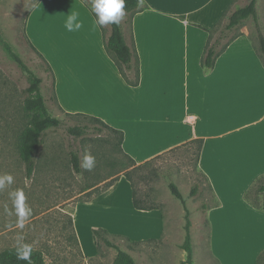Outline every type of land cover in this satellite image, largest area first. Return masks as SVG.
<instances>
[{
	"label": "crops",
	"instance_id": "obj_1",
	"mask_svg": "<svg viewBox=\"0 0 264 264\" xmlns=\"http://www.w3.org/2000/svg\"><path fill=\"white\" fill-rule=\"evenodd\" d=\"M144 2L147 8L132 20L141 60L136 87L126 83L108 55L85 0H39L31 9L26 32L55 74V106L97 116L124 131L123 148L138 164L203 138L198 167L219 201L207 211L212 254L231 264L230 244L245 254L246 264H257L264 250V210L245 194L264 176V63L243 32L212 69L201 65L207 29L236 0ZM73 10L82 26L70 32L65 23ZM125 36L130 39L129 26ZM190 115L194 122L187 120ZM141 174V169L131 171L132 181L123 175L108 189L68 206L87 258L98 255L97 227L135 241L163 236V212L148 207L143 182L136 180ZM262 199L257 193V202Z\"/></svg>",
	"mask_w": 264,
	"mask_h": 264
},
{
	"label": "rangeland",
	"instance_id": "obj_2",
	"mask_svg": "<svg viewBox=\"0 0 264 264\" xmlns=\"http://www.w3.org/2000/svg\"><path fill=\"white\" fill-rule=\"evenodd\" d=\"M38 1L0 0V34L20 54L28 67L44 78L42 93L47 99L48 109L52 115L62 119L65 125L47 132L35 173L32 178H27L17 149V137L27 124L23 104L26 96L24 91L29 84L28 76L0 42V175L11 174L14 178L13 184L0 191V252L17 247L18 237L23 236V243L45 252L48 264H114L117 255L114 247L103 246L102 253L93 258H87L80 251L71 238L73 228L69 217L74 215L68 212V206L86 198L88 192L91 194L103 189L112 178L110 175L117 171L104 161L120 159L121 155L108 144L113 136L107 129L100 135L87 136L78 141L66 132L65 126L76 123L77 118L68 117L50 99L53 93L52 80L44 71L43 60L31 49L24 35L27 15ZM86 1L92 4V0ZM249 2L236 0L231 10ZM257 9L264 33V0H258ZM120 23L126 34V16ZM239 31L248 34L251 41L259 45L252 17L245 21ZM72 145L81 150L83 157L86 150L95 157L96 164L92 171L84 169L82 173L75 172L70 160ZM196 161L197 142H187L152 163L156 175L149 186L145 168L141 169L143 179L141 175L136 177L137 182H143L142 189L146 194L150 193L152 202L161 207L165 220L164 234L156 241L132 243L122 237L112 238L115 244L133 256L137 264H187V252L183 249L187 209L191 220L195 264H221L212 254L207 212L202 208L203 203L211 205L214 199L205 178L196 167ZM120 175L123 176V172ZM170 182L178 185L186 200V207L172 194ZM197 183H200V189L192 195V189ZM17 189L25 191L27 202L33 209L23 228L17 222L9 196L10 192ZM6 207L11 214L5 211ZM73 210L76 212L75 207ZM95 244L97 246L96 240ZM228 245L229 253L226 252V255L231 264H246L245 254ZM261 264H264V260Z\"/></svg>",
	"mask_w": 264,
	"mask_h": 264
},
{
	"label": "trees",
	"instance_id": "obj_3",
	"mask_svg": "<svg viewBox=\"0 0 264 264\" xmlns=\"http://www.w3.org/2000/svg\"><path fill=\"white\" fill-rule=\"evenodd\" d=\"M258 0H250V2L244 6H236L234 10L225 12L224 16L215 24L212 28L207 29L209 32V37L204 49V52L201 57L202 67L208 71L212 69L217 59L225 52L229 45L243 33L240 32V28L243 26L245 21L250 17L253 18L255 29L257 32V37L259 40V45H255V48L261 57L264 63V33L261 29L260 18L257 9ZM87 6L91 9V4L85 0ZM147 8L143 0V4L140 5L138 0H126L125 4V16L126 24L129 26L130 39L128 40L123 32L121 23L118 25L109 24V28L106 26H100L103 32V41L105 49L108 55L115 62L116 66L119 69L120 74L126 83L130 86L136 87L141 82V60L139 53L137 51L135 38L132 30V20L136 13L141 12ZM30 13V12H29ZM94 13V12H93ZM95 14V13H94ZM29 14L27 15L26 21L24 23V35L25 38L31 47V49L43 60L44 62V71L47 73L48 77L52 80V89L53 93L50 96V99L53 102H57V96L55 91V74L49 62L45 59L44 55L35 47V45L29 39L26 32V24ZM96 17V16H95ZM237 31V33H236ZM233 34V35H231ZM0 42L3 45L4 49L12 57V59L24 70L27 72L28 76V86L25 88V99L23 104V110L27 118V124L25 127L18 133L17 137V149L20 156V159L24 163L25 172L27 178H32L37 164L38 157L42 151V147L46 142V135L50 129H58L63 127L64 121L54 115L49 111L46 104L47 99L42 93V84L44 78L39 76L34 70L30 69L24 59L20 56L18 52L14 50L12 45L0 34ZM64 114L68 117L77 118V122L71 125L65 126L66 132L73 137L75 141L83 140L87 136L91 135H100L104 129L109 130L112 134L113 139H110L108 144L111 148L117 151L120 155V159H106L105 164L109 163L111 167L117 169L115 173H112V177L109 181L105 183V187L101 190H98L95 193L104 191L111 187L116 181L121 177L120 173L123 172V175L127 177L128 180L131 179V171L137 169L145 168L147 170V185L149 186L150 182L153 179V176L156 175L155 168H153L152 163L160 158L163 154L156 156L146 162L138 164L136 160L125 152L123 148V142L125 138L124 131L117 129L105 120L93 116L90 114L78 112V113H69L62 110ZM192 141L197 142V161L196 167L200 174L205 178L209 189L212 193L214 203L209 205L208 203H203L202 208L207 212L211 207L219 205V201L216 199V195L213 191L212 185L209 182L208 177L201 171L198 167V160L200 157V152L203 147L204 140L203 138L194 139ZM191 142V141H190ZM81 150H78L71 146L70 150V160L72 167L77 173L84 172V169L81 168L80 162L83 160L81 155ZM172 151V150H171ZM167 153V152H166ZM165 154V153H164ZM172 194L181 200V202L186 207V200L179 189L178 185L175 182H170L169 184ZM200 189V183H197L192 189V195H195ZM257 193L263 195L262 202H257ZM88 196L93 195L94 193L88 192ZM87 196V197H88ZM152 197L150 193H147L148 207L152 209H161V207L155 205L152 202ZM245 198L251 202L255 207H258L264 210V176H261L255 182V185L249 189ZM134 204L139 206L138 201L135 199ZM164 216V214H163ZM209 227L210 222L207 220ZM70 225L73 228L71 234L72 240L77 244L80 251L82 252L81 245L74 227V218L69 217ZM186 235L183 243V249L187 252L186 263L195 264L194 262V247L192 243V234H191V220L189 218V212L187 209L186 214V225H185ZM95 240L98 247V255L102 253L103 246L114 247L117 249V255L114 259V264H137L136 260L131 254L127 251L121 249L112 238L122 237L127 239L132 243H142L147 241H156L158 239H149L135 241L131 240L129 237L119 234H112L107 229L102 227H97L93 229ZM83 253V252H82ZM32 262L33 264H48L45 257V252L42 249L34 248L32 253ZM264 260V250L259 254L257 259V264H261ZM0 264H28L27 261L18 260L16 258V247H11L0 252Z\"/></svg>",
	"mask_w": 264,
	"mask_h": 264
},
{
	"label": "clouds",
	"instance_id": "obj_4",
	"mask_svg": "<svg viewBox=\"0 0 264 264\" xmlns=\"http://www.w3.org/2000/svg\"><path fill=\"white\" fill-rule=\"evenodd\" d=\"M140 5L143 4V0H138ZM125 4L126 0H92V11L96 16V23L100 26L109 24L118 25L122 18L125 16ZM79 12L71 11L67 16L65 27L68 31L79 30L82 26V22L79 21ZM95 157L88 151H85L83 160L80 162L81 168L92 171L95 167ZM14 178L11 174L0 175V191H3L6 186L13 184ZM12 199L13 207L15 209V215L17 216V222L20 228L24 227V222L28 220L33 212L31 205L27 202V196L23 189H17L9 193ZM5 211L11 214L7 207ZM23 236L18 237L16 247V258L18 260L27 261L28 264H33L32 253L34 248L28 243H23Z\"/></svg>",
	"mask_w": 264,
	"mask_h": 264
},
{
	"label": "built area",
	"instance_id": "obj_5",
	"mask_svg": "<svg viewBox=\"0 0 264 264\" xmlns=\"http://www.w3.org/2000/svg\"><path fill=\"white\" fill-rule=\"evenodd\" d=\"M187 120H188L189 122H194V120H195V116H193V115L187 116Z\"/></svg>",
	"mask_w": 264,
	"mask_h": 264
}]
</instances>
